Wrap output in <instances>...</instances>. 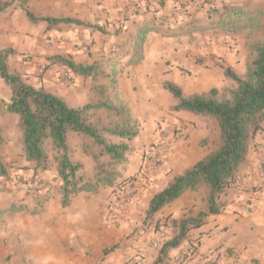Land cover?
Instances as JSON below:
<instances>
[{
    "label": "crops",
    "instance_id": "obj_1",
    "mask_svg": "<svg viewBox=\"0 0 264 264\" xmlns=\"http://www.w3.org/2000/svg\"><path fill=\"white\" fill-rule=\"evenodd\" d=\"M147 3H152L156 8L163 3L164 6L157 12L163 19L168 18V6L170 3L173 4L172 0H26L28 10L38 18L36 20H39V17L67 16L79 22L101 24L106 19L108 24L105 29L110 33V39H118V43L126 41L130 34L151 22V15L137 16L133 12V9L136 12L144 10ZM18 10L19 7L14 9L13 6H8L0 12V46L14 47L17 52L9 62L10 69L22 74L25 81L34 86L43 87L49 92L56 89L64 91L65 95L53 94L62 97L65 102L71 101L69 106L78 107L92 101L91 80L76 76L73 83L67 84L62 80L63 71L72 74L67 66L51 68L43 75L37 76L36 65L41 62L40 60L30 59L29 56H26L25 60H20L19 51L22 48L15 44V37L24 36L29 32L30 26L27 25L25 28L21 26L22 30H19L18 25L23 23L19 24L16 21L15 15H19ZM24 13L26 21H35L30 19L26 12ZM124 15L129 19L125 21L124 28L119 30L118 22ZM43 22L47 24V21L43 20ZM64 24L66 25L61 27L62 31L56 27L51 30L49 45L30 46L29 49L44 54L54 52L56 55L70 54L74 61L82 63L85 60L92 62L101 54L108 53L110 41L98 32L101 30L93 27H91L93 30L85 28L76 22ZM172 36L150 31L148 38L146 37L147 41L145 39L146 55L140 62L125 67L118 79V86L124 97L130 101L133 115L141 122L139 135L131 141L137 152L134 151L133 156L128 157L123 177L134 174L142 168L145 150L159 141L161 130H169V144L162 150V163L153 169L147 180H143L139 173L138 191L125 200H123V187H117L116 184L92 192L79 193L71 197L68 203L62 204L60 194L54 189V185L48 184L44 187L46 180L50 181L44 172L39 174L43 180L40 185L43 187L41 190L29 195L22 193L20 183L14 180L15 173H31L33 170L22 157L17 116L5 110L10 92L0 77V133L4 139L0 146V157L8 171L7 177L0 174V264H107L108 262L125 264L129 258L136 256L138 243L131 234L129 238L127 235L133 224L130 216L133 210L140 207L139 203L144 193L164 176L168 181L174 174L193 166L212 149L209 143L206 145L201 143V140L208 135L206 124L200 122L201 118L190 119L187 117L188 111L184 110L169 113L170 105L174 101L167 103L164 100H168L169 92L164 90L162 82L166 80L164 74L171 77L172 70L168 69V65L164 66L165 62L159 59L153 62L147 60L149 41L150 44L156 42L161 47L168 45L170 53L182 52L177 37ZM84 43L90 44L94 51L88 58L80 51ZM182 58L184 63H187L184 53ZM188 64L201 65L193 58ZM203 68L206 70L203 74L204 79L200 80L198 86L207 90L209 86L206 80L214 74L212 68H218ZM217 72L222 75L219 70ZM187 73L191 74L188 71ZM91 112V115L105 113L103 109ZM149 113L156 118L153 119V124L145 127L144 119ZM161 114L171 116L169 126L161 128L158 125L156 119ZM113 140L118 139L113 138ZM69 145L72 149V158L81 162L84 169L87 163H93L92 157L83 151L79 139L70 142ZM17 165H28V167L19 169ZM254 186L256 188L238 194V198L235 197L234 202L229 204V208L235 211L226 209L220 214H210L202 226L190 230V233L194 234L192 237H197V240L191 254L188 255V259L194 256L191 259L193 261L184 264H207L206 256L210 255L217 246L231 248L233 253L230 257H222V261L214 262L215 264H264V182L258 180ZM207 209L205 193L202 190H188L165 205L159 214L165 215L168 220L181 219L195 217L200 212H206ZM203 231L204 234H199ZM217 233L221 234L222 238ZM113 243L121 245L112 248L108 253L105 252V247Z\"/></svg>",
    "mask_w": 264,
    "mask_h": 264
},
{
    "label": "trees",
    "instance_id": "obj_2",
    "mask_svg": "<svg viewBox=\"0 0 264 264\" xmlns=\"http://www.w3.org/2000/svg\"><path fill=\"white\" fill-rule=\"evenodd\" d=\"M8 5V2L0 0V12ZM160 5L156 8L152 3L145 4L144 10L138 12L140 13L138 15L148 12L151 15V22L147 21V25L138 28L135 33L130 34L129 39L119 43L116 47L118 51L112 53V56H101L92 63H75L58 56L74 76L90 78L94 82L91 88L94 96L92 101L78 107L69 106L62 97L25 81L22 74L9 67L15 50L12 47L0 46V77L10 92L5 110L17 116L22 157L32 166L33 174L39 175L48 170L45 146L50 143L56 161L55 179L58 183L55 188L60 194L62 204L68 203L71 197L79 193L96 191L117 182L122 176L117 166L125 162L128 155L135 151L129 142L138 136L141 122L133 115L130 102L119 90L117 81L121 69L116 68L117 64L123 57L127 58L128 64L141 61L145 54L143 45L150 31L160 32L165 26L164 35L186 34L193 31V25L202 22L197 18L171 28L162 22V15L157 13L162 9L163 3ZM183 7L188 13V8ZM206 10L205 17H212V27L243 18H248L249 21L254 19L249 6L223 3L217 7L209 1ZM25 12L30 19H38L28 10ZM39 20H45L49 24L68 22L82 24L69 17H45ZM91 27L101 30L99 26ZM247 48L248 58L244 77L239 76L228 66L223 68L225 76L236 84L234 88L227 90L226 95L220 94L217 88H210L201 93L185 96L179 85L167 80L162 82L163 87L175 99L170 109L184 110L213 119L218 129V140L207 155L193 166L171 176L163 188L150 196L145 210L146 220H150L165 205L188 190H202L208 204L207 211L200 212L195 217L170 221L169 237L161 241L151 264H168L170 252L180 248L190 230L202 226L208 215L219 214L226 208L228 202L222 199V196L235 184L241 166L247 163L256 134L264 131V36L262 39L248 42ZM193 59L199 62L203 58L194 56ZM100 78L106 83H97ZM98 109L107 110L113 116L108 126L100 127L96 121L91 120V111ZM71 132L82 137L84 152L91 154L96 162V171L92 178L84 174L83 164L73 160L71 156L68 143V134ZM111 137L118 140H112ZM3 141L0 133V146ZM17 167L25 169L28 165ZM7 172L0 157V174L7 177ZM124 180L123 182H126ZM123 182H119L118 185L124 184ZM48 184L52 183L46 180L44 187ZM42 188L37 186L36 190ZM158 226L159 222L156 223V228ZM192 249L189 248L191 251ZM186 256L188 253L184 252L183 257Z\"/></svg>",
    "mask_w": 264,
    "mask_h": 264
},
{
    "label": "rangeland",
    "instance_id": "obj_3",
    "mask_svg": "<svg viewBox=\"0 0 264 264\" xmlns=\"http://www.w3.org/2000/svg\"><path fill=\"white\" fill-rule=\"evenodd\" d=\"M9 3L8 6H13L14 9L19 7L18 14L15 15L17 23L23 25H18L19 30H22V27L25 28L27 25L29 27V32H26L24 36H16L15 39V44H18L20 46L21 51H19V58L20 60H25L26 56H29L30 59H37L40 60V63H37L36 65V71H37V76L43 75L45 72L50 70L51 68L59 67L61 65H65L62 61L58 59V56H61L64 59L67 60H72V56L70 54H61L59 55L58 52L56 55L54 53H39L35 52L33 50H30V46H39V45H49L48 39H50L49 34L53 28H57L60 31L61 27L66 25L64 23H55V24H49L43 22V20H35V21H26L24 19L25 16V11L28 10V5L26 4V0H4ZM156 1V0H153ZM208 2L205 3L204 0H172L173 4L170 3L168 6V18L163 19L162 22L165 25H170L171 28H176L180 25H183L184 23H187L188 21H191L192 19H201L202 22H199L195 25H193V31L183 34L180 33L179 35L175 34L172 37H177V43L180 45L182 52H178L177 54L170 53V47L168 45L162 46L164 49H162L161 45H159L156 42H152L150 44L149 41V52L147 54V60L148 62H153L154 60L159 59V61H163L164 66L168 65V69L172 70L171 77H168L164 74V78L167 81H171L181 87L183 90V93L185 96H188L192 93H201L200 91L204 90L203 88H199L198 83L200 82L201 79L203 78V74L206 71L205 68L203 67H217L212 68L214 74L209 77L208 80H206V83L208 84L209 90L210 88H217L220 94H227V90L232 89L235 87V82L228 77L225 76L223 72V68L225 66L230 67L233 69L239 76L244 77L245 74V68H246V61L248 58V48H247V43L253 40H259L262 39L264 36V0H207ZM213 3L214 6H221L223 3L232 5V6H249L250 11H252V16L254 17L253 20L249 21L248 18H243V19H238L235 22H227L225 25H219L212 27L211 22H212V17L206 18V8L207 4ZM7 6V7H8ZM164 6V4H163ZM186 6L188 9V13L185 12L184 7ZM24 10V11H23ZM29 11V10H28ZM133 12L136 15H140V13L136 12L135 9H133ZM133 13V14H134ZM132 14V15H133ZM134 14V15H135ZM143 15H149V13H145ZM36 17V16H35ZM62 17V16H61ZM67 17V16H66ZM39 18H44V17H39ZM59 18V17H57ZM129 18L124 15L121 21L118 22V29H123L125 25V21H127ZM27 22V24L25 23ZM82 25L85 28H91V26H99L101 28V35H104L105 39H108L110 43H108V53L101 54L97 58H95L92 62L98 60L101 56H110L112 53H116L118 49L116 48L118 46L117 40L110 39L109 32L105 29L107 27L108 21L105 19V21L101 24H96L95 22H88V21H81ZM110 22V20H109ZM31 24V25H30ZM147 25L144 24L143 27ZM22 26V27H21ZM103 28V29H102ZM93 30V29H92ZM97 31V30H94ZM116 31V30H115ZM136 32V31H135ZM160 32H166V27H162ZM116 34V33H115ZM114 35V34H113ZM148 38V37H147ZM146 38V41H147ZM112 41V42H111ZM144 46V45H143ZM82 47V48H81ZM80 47L81 53L84 54L87 58L93 55L94 51L92 50L93 48L90 47V44H82ZM14 49V47H12ZM180 49V51H181ZM15 50V49H14ZM145 54L147 53L146 49V42H145ZM15 50V54H16ZM170 53V54H169ZM180 53V54H179ZM184 55L186 56V61L187 63H184V58H182ZM14 54V55H15ZM13 55V56H14ZM113 55V54H112ZM111 55V56H112ZM194 56H200L203 59L199 61L201 65H189L188 62L191 61V59ZM127 58L123 57L120 61V63L117 64L116 68L121 69V74L124 72L125 67L133 64H128L126 63ZM75 63H82V62H76ZM92 62H87L86 60L83 61V63H92ZM140 62V61H139ZM173 63V65H171ZM153 65V64H152ZM66 66V65H65ZM203 66V67H201ZM68 68V67H67ZM155 68V67H154ZM157 68V67H156ZM69 69V68H68ZM70 70V69H69ZM184 70V71H183ZM222 72V75L218 73L217 71ZM190 72L191 74L187 73ZM72 73V71L70 70ZM217 72V73H215ZM61 78L64 82L67 84L73 83L74 82V75L69 74L68 72H64L61 74ZM120 78V77H119ZM118 78V79H119ZM83 79V78H80ZM89 79L90 78H85ZM172 79V80H171ZM38 81L40 79L37 78ZM92 85L94 82L91 80ZM98 82L106 83L104 79H98ZM118 82V81H117ZM38 85V84H36ZM207 86V87H208ZM119 87V86H118ZM122 96L124 97L121 89L119 88ZM165 91H167L164 88ZM204 90V91H207ZM60 93H59V92ZM52 93L59 94V95H65L64 91L57 90L56 91H51ZM92 92V90H91ZM203 92V91H202ZM168 93V92H167ZM93 94V93H92ZM68 95H66L67 98ZM94 97V96H93ZM125 98V97H124ZM68 99V98H67ZM127 99V98H126ZM167 103L173 102L175 103L174 97L169 93L168 95V100L164 99ZM65 101V100H64ZM130 102V101H129ZM173 103V104H174ZM67 105H71V101L67 100L66 101ZM166 105V103L164 102ZM171 104L170 107L173 105ZM104 110V109H103ZM105 113L103 114H92L90 113L91 120L94 122L96 121L100 127H106L110 124L112 115L109 111L104 110ZM175 113L174 110L169 109V113ZM187 117L190 119L196 118L200 119V122H204L205 129H207V137L203 138L201 140V143L206 145L210 144V146H214L218 140V129L216 127V124L213 119L205 117L200 114H194L192 112L187 113ZM156 118L154 116H151L150 113L146 116L144 119V126L148 127L150 124H153L154 121L153 119ZM171 116L167 114H161L160 116L157 117L156 122L160 127L164 128L169 126V121L171 120ZM160 128V129H161ZM164 130V129H163ZM161 130L159 138L163 132ZM169 131V130H168ZM140 133V132H139ZM139 135V134H138ZM169 135V134H168ZM109 136V135H108ZM114 137H111L113 140ZM79 139V144H82V137L79 136L77 133L71 132L68 134V143L74 141V140ZM158 139V138H157ZM131 145L132 143L129 142ZM70 146V145H69ZM133 146V145H132ZM46 152L48 154V170H46L44 173L48 175L50 182L55 184L53 187L56 189V184L58 181L55 179V172H56V161L54 159V154L53 151L51 150V145L48 142L46 144ZM93 147V146H91ZM136 147V146H135ZM71 148V147H70ZM135 148L134 150L137 152ZM149 149V148H148ZM72 151V149H71ZM84 151V150H83ZM146 152V150H145ZM144 152V154H145ZM134 153V152H133ZM85 154L91 156L88 152H85ZM141 154V153H140ZM133 156L132 153L128 155ZM72 156V155H71ZM92 157L93 163H87L85 165V169L83 166L84 174L88 178H92L94 172L96 171V162ZM128 157L127 160L120 165L117 166L119 170L122 172V176L117 179V182L110 186H105V187H111L115 186L117 184V187L124 186L118 185V183L123 182L125 179L128 181V178L133 177V175L136 172H144L143 166L142 168L138 169L134 174H131L127 177H123L124 172L126 171V165L128 163ZM132 158V157H131ZM103 159V158H101ZM264 159V131L261 133L256 134L254 138V144L251 147V150L248 155V160L247 163L244 166H241V170L237 176L235 184L231 186L229 189L226 190L225 194L222 196V199L227 200V206L226 208L222 211L224 212L226 209L231 210L229 208V204H232L235 200V197L238 198V194L246 192V190L254 189L256 188L254 186L255 182L258 181V177L256 174V164L257 162L261 161ZM75 160V159H73ZM76 161V160H75ZM94 164V166H93ZM92 167L94 168V171L92 172ZM166 175V174H165ZM151 176V175H149ZM149 176H144L143 180H147ZM166 176L161 178V181H159L156 185L153 187L149 188L145 195L142 196L141 201L139 203V208L133 210L132 215L130 218L133 220L132 228L128 232L127 237L129 238V235L133 237V239L138 243V253L136 256L129 258V260L125 264H151L155 258L156 252L158 250L157 248H152L151 245L153 242L158 241V240H164L169 237L170 234V221L172 219H167L165 215L160 216V212H157L150 220H146L145 218V210L147 207L148 200L150 196L163 188L165 184L167 183ZM124 180V181H125ZM260 181V180H259ZM125 183V182H123ZM240 184V185H238ZM51 185V184H50ZM253 186V187H252ZM104 188V187H102ZM125 190H123V193ZM120 199V198H116ZM125 196H123V200H125ZM111 202V201H110ZM121 202V201H120ZM123 202V201H122ZM134 208V207H133ZM235 211V209H232ZM231 210V211H232ZM220 212V213H222ZM219 213V214H220ZM165 217V218H164ZM159 222V226L156 228V223ZM162 224V226H161ZM205 232H199V234H204ZM218 234V233H217ZM190 232L188 233V236L186 239L182 242L181 246L179 249H174L170 252V260L168 264H184L188 262H192L193 257L192 256L190 259H188V256L185 258L183 257L184 252H187L188 255L191 254V250H189L190 247H193L196 245V238H193ZM216 235V234H215ZM220 238H222L221 234H218ZM191 236V237H189ZM161 243V242H160ZM121 244L119 243H113L112 245L106 246L105 247V252H110L112 248L114 247H119ZM160 245V244H159ZM109 249V250H108ZM105 253V254H107ZM232 250L231 248L225 247L222 248L221 246H217L216 248L213 249V251L210 253V255H207L208 257L207 264H212L216 263L219 261H222V257L226 258V256H231L232 255ZM212 256H215V261L211 262L210 258ZM140 261V263H137ZM214 263V264H215ZM107 264H111L108 262Z\"/></svg>",
    "mask_w": 264,
    "mask_h": 264
},
{
    "label": "built area",
    "instance_id": "obj_4",
    "mask_svg": "<svg viewBox=\"0 0 264 264\" xmlns=\"http://www.w3.org/2000/svg\"><path fill=\"white\" fill-rule=\"evenodd\" d=\"M169 131L164 129L160 138L155 144H153L144 154L143 170L144 172H138L133 175V177L124 183L123 189L125 190V198H130L133 194L138 191L140 183H138L139 173H141L142 178L149 175L154 168L158 167L162 161V150L169 144ZM256 174L261 182H264V159L257 162L256 164ZM14 180L20 183V189L22 193L29 195L36 192V187L43 183L40 175H35L31 173H15ZM240 185V184H238ZM241 186V185H240ZM162 240H158L152 243V248H157ZM211 262L215 261V256L210 258ZM137 263H140L138 261Z\"/></svg>",
    "mask_w": 264,
    "mask_h": 264
}]
</instances>
